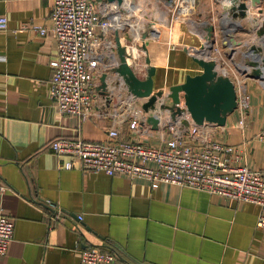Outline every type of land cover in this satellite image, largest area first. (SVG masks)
Returning a JSON list of instances; mask_svg holds the SVG:
<instances>
[{"label": "crops", "instance_id": "crops-1", "mask_svg": "<svg viewBox=\"0 0 264 264\" xmlns=\"http://www.w3.org/2000/svg\"><path fill=\"white\" fill-rule=\"evenodd\" d=\"M227 1L195 0L182 19H172L163 0H124L117 12L109 0L92 1L103 16L108 10L112 22L99 31L103 43L114 42L118 30L140 77L146 75L149 57L154 90H168L187 74L200 73L192 58L197 55L222 63L236 87L249 94L245 113L236 108L223 126L184 120L162 108L160 98L152 111L159 117L153 128L145 121L144 99L117 86L115 74L102 65L88 117L60 113L50 98V63L56 56L52 0H0V16L7 19V27L0 29V213L14 224L0 264H82L80 249L89 245L114 250L117 258L110 264H264L257 204L173 183L154 187L140 177L88 172L78 160L67 169L65 158L49 147L58 136L104 140L111 128L120 140L157 146L171 135L168 123L182 119L185 126L198 128L185 133L196 148L221 141L237 148L240 163L262 168L264 142L256 135L264 128V80L246 73L256 53L257 66L264 65V35L259 33L264 0L244 18L232 17ZM30 24L47 31L41 35ZM209 25L214 26V53H194L206 41ZM112 51L117 58L115 47ZM104 72L108 93L102 94ZM179 95L183 101V92ZM133 117L139 118L136 128L129 127Z\"/></svg>", "mask_w": 264, "mask_h": 264}, {"label": "built area", "instance_id": "built-area-1", "mask_svg": "<svg viewBox=\"0 0 264 264\" xmlns=\"http://www.w3.org/2000/svg\"><path fill=\"white\" fill-rule=\"evenodd\" d=\"M92 1L52 0L50 15L56 41V56L50 63V98L60 113L76 115L80 120L86 119L90 113L94 80L101 65L109 71L118 62L112 51L115 43L110 39L103 43L99 34L112 24L107 15L109 12L105 10L103 16ZM163 1L172 19L186 18L195 3V0ZM111 3L115 12L120 10L122 3ZM6 27V17L0 16V29ZM30 28L41 35L47 31L45 26L38 24H30ZM248 103L249 94L237 87V109L241 114L245 113ZM179 105L183 107V101ZM181 115L184 120H191L188 113ZM181 120L179 124L168 123L171 135L157 146L138 140H120L118 130L111 128L104 140L58 136L50 141L49 147L58 157L65 158L64 167L67 169L78 160L80 167L88 172L140 177L154 187L160 183H173L255 203L259 206L257 225L264 227V165L253 169L240 163L242 155L237 148L221 141H208L196 148L185 133L195 134L197 126H185ZM242 122L240 119L239 123ZM137 126L139 118L133 117L129 127ZM256 136L264 142V128ZM13 230L11 218L0 213V256L7 253ZM116 258L114 250L94 245L80 249L82 264H110ZM262 260L264 262V254Z\"/></svg>", "mask_w": 264, "mask_h": 264}, {"label": "water", "instance_id": "water-1", "mask_svg": "<svg viewBox=\"0 0 264 264\" xmlns=\"http://www.w3.org/2000/svg\"><path fill=\"white\" fill-rule=\"evenodd\" d=\"M109 1H116L118 4L123 2V0ZM260 2L261 0H228V12L234 18H244ZM207 31L206 41L201 43L199 50L194 53H200L201 55L214 53V26L209 25ZM259 33L264 35V30ZM261 40H264V36ZM114 43L118 60L117 65L110 70L115 74L114 82L117 86L120 84L126 86L131 96L144 99L141 103V108L145 112V121L152 124L153 128H157L159 117L152 111L155 110L156 103L160 98L164 100L161 103L162 108L171 109L177 115L188 113L191 120L197 125L208 122L223 126L226 123L227 115L237 108V87L235 82L226 75L222 63L217 65V61L214 59H204L203 56L193 55V60L202 69L200 73L187 74L182 83L171 85L168 90H154L152 76L155 73V67L149 64V57L145 58V63L148 64L146 75L145 77H140L129 63L132 52L131 50L127 51L126 46L122 44L118 30H115ZM143 48L145 49V46ZM251 54L252 52L250 51L244 53L248 57ZM253 57L254 59L250 61V65L253 66L252 71L246 73V75L264 80V65L262 69L257 66L259 59L257 53ZM262 61L264 63V57H262ZM219 69L220 72L218 71ZM106 78L107 72H104L100 76L101 85L99 92L102 94L108 93ZM180 92H183V107L179 105L181 101ZM167 98L170 99V103L166 102Z\"/></svg>", "mask_w": 264, "mask_h": 264}, {"label": "bare ground", "instance_id": "bare-ground-1", "mask_svg": "<svg viewBox=\"0 0 264 264\" xmlns=\"http://www.w3.org/2000/svg\"><path fill=\"white\" fill-rule=\"evenodd\" d=\"M135 61V60H134Z\"/></svg>", "mask_w": 264, "mask_h": 264}]
</instances>
